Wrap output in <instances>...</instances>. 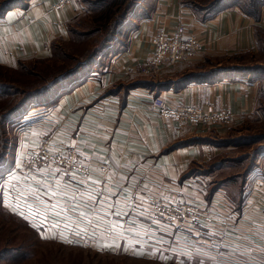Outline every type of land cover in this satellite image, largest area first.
I'll list each match as a JSON object with an SVG mask.
<instances>
[{
    "label": "crops",
    "instance_id": "obj_1",
    "mask_svg": "<svg viewBox=\"0 0 264 264\" xmlns=\"http://www.w3.org/2000/svg\"><path fill=\"white\" fill-rule=\"evenodd\" d=\"M57 1L30 0L0 17V65L13 68L19 61L48 58L53 41L68 39V25L85 10V4L77 0L55 10ZM136 9L123 26L124 44H116L107 62L99 61V69L69 83L65 89L69 90L54 104L32 107L13 126L10 152L0 166L2 205L21 207L24 217L30 223H40L46 234L53 227L58 239L75 240L99 253L175 264H264V154L246 176L232 179L239 175L233 162L210 169L220 160L224 148L192 143L164 152L173 144L193 139H223L252 117L259 88L253 76L204 77L202 73L214 68L208 59L215 62L218 57L256 52L254 29L258 26L264 30V6L257 23L235 6L205 21H200L183 0H142ZM179 23L185 25L187 36L196 37L198 49L157 74H140V66L152 53L151 40L157 31L171 33ZM191 75L195 78L187 80ZM158 96L172 107L229 111L233 123L204 128L163 118L153 105ZM42 140H47L53 150L66 151L75 143L90 158L93 153L96 158L111 157L104 166V178L128 177L121 183L133 199L125 201L121 196L119 201L120 210L128 215L122 219L111 214L106 219L102 214L93 216L91 226L85 221L79 226L84 232L76 235L75 224L65 227V214L57 216L51 210L37 213L34 206L30 211L32 198L18 192L29 186L35 188L36 183L26 179L33 171L21 173L19 164ZM113 163L119 167H112ZM92 166L101 167L98 162ZM145 183L147 191L139 194L145 195L146 203L141 204L136 199L137 189ZM148 198L169 204L194 203L213 214L215 224L195 228L184 221L154 219V207ZM43 200L45 204L56 202L48 196ZM66 214L79 218L78 213ZM129 219L136 220L138 231L151 233L149 238L142 232L148 243L155 244L161 238L163 243L151 249L146 244L142 247L129 237L127 227L122 239L113 240L103 231L107 222L124 223ZM160 249L164 250L163 258ZM188 252L192 255L185 254Z\"/></svg>",
    "mask_w": 264,
    "mask_h": 264
},
{
    "label": "trees",
    "instance_id": "obj_2",
    "mask_svg": "<svg viewBox=\"0 0 264 264\" xmlns=\"http://www.w3.org/2000/svg\"><path fill=\"white\" fill-rule=\"evenodd\" d=\"M29 1L30 0H0V17L13 8L25 6ZM141 1L142 0H103L99 3L98 1L90 2L88 0H83L84 4H87L89 11L96 9L97 5L99 6V4L107 2V6L101 11L102 14L98 17V21H95L98 24L95 30L104 32L106 35V37L104 36L102 38L105 40H103L102 43L99 42V46L97 41L93 43L95 45L92 47L91 45L89 46V44H78L81 40L88 38L89 35H76L74 31H72V26L76 23L75 20L68 25L69 42L64 44L70 45L67 48L64 46L61 47L65 40H55L50 44L51 54L48 58L19 61L13 68L0 65V166L5 164L7 150H9L10 147L7 126L10 124L13 125L14 122H18L24 113L32 107L54 104L65 91L69 90L65 89L72 80L83 72L86 74L92 70V65L97 62L100 56L103 57V62H107V59L113 56V49L117 44L114 43V38L120 34V28H123L130 19L132 15L130 14L131 10L135 7L137 8V5ZM183 4L190 7L200 21L211 19L220 10L235 6L257 23L260 21L261 8L264 6V0H183ZM122 5H125V7L127 6L126 9H117ZM102 29H104V31H102ZM254 34L257 43V51H263L264 30L255 26ZM104 43L105 45L107 44L108 47L107 55L103 54L105 45L103 46L102 44ZM118 44H124V40L119 41ZM235 56L236 55L233 57ZM219 59V57L216 58L215 62H210V59H208V63L211 65L214 63V68H203L204 72L202 76L219 77L229 74L237 76L250 75L259 83L258 98L261 96V93H264V73H260L264 72V67H244L242 65H235L232 67L221 66L222 63ZM194 76L195 75L188 76L187 80ZM252 139L253 141H259L264 139V136H254ZM228 142L231 141L225 138L219 140L198 138L192 141L173 144L164 152L171 151L181 146H188L192 143H208L220 148H226L229 147ZM255 153L257 154L256 156L264 153V147L259 148ZM239 160L241 159H234L233 161L238 162ZM225 162H228V160L214 161L210 165V169L212 167H221ZM254 167L250 166L241 176H246ZM236 177L237 176H233L232 179ZM2 207L6 209L4 206Z\"/></svg>",
    "mask_w": 264,
    "mask_h": 264
},
{
    "label": "rangeland",
    "instance_id": "obj_3",
    "mask_svg": "<svg viewBox=\"0 0 264 264\" xmlns=\"http://www.w3.org/2000/svg\"><path fill=\"white\" fill-rule=\"evenodd\" d=\"M88 1H98L100 3L103 0ZM106 4L107 2L99 4V6L96 4V9L92 11L88 10L87 4L85 5V10L81 12L80 16L76 19V23L72 26V31H74L76 35H89L85 40H81V42L78 43L79 45L89 44V46L91 45L92 47L95 45L93 44L94 42L97 41V43H102L103 40H105L102 39L104 36L106 37L104 32L95 30L98 25L95 21H98V17L102 14L101 11L107 6ZM124 7L125 5H122L117 9H126L127 6ZM135 11H137L136 7L131 10L130 14L132 15L130 18L136 14ZM102 31H104V29H102ZM124 37L125 33L121 27L120 34L114 38L115 40L113 41L114 43H118L119 41H123ZM67 42H69V39H66L61 47L64 46L67 48L70 46L64 45ZM102 45L104 46L105 43ZM104 47L105 50H103V54L107 55V44ZM237 55L235 57H233L234 55H231L220 58L219 60L222 63L221 66L232 67L235 65H242L244 67H264V49L263 51H257L256 49L255 53H241ZM100 57L97 62L92 65V70L90 72L95 68H100V65L98 66L99 61H104L103 57H101V59ZM81 76H85V73L83 72L72 81L77 80ZM72 81L70 83H72ZM17 123L18 122H14L13 125L10 124L7 126L10 147L12 140L9 133ZM232 123L233 119L229 125L226 126H230ZM254 136H264V93H261V96H259L256 110L252 114V117L240 126L230 130L229 135L225 137V139H229L231 142H228L229 147L224 148L226 150L219 159L235 163L234 171L239 174L236 175L237 177H240L250 166L254 167L264 154L261 153L256 156L257 154L255 152L259 148L264 147V139L253 141L252 138ZM9 150H7V157L10 152ZM234 159L241 160L235 162L233 161ZM261 161L263 162L264 160L262 159ZM9 205H11V207H5L7 210L3 209L2 202L0 201V264H175L174 262L167 263L158 259L150 260L130 257L124 254L99 253L79 245L75 240H60L57 238H60V236L51 230L53 227H50L48 234H46L41 228L40 223H30L24 217V213L22 212L24 209L21 207L14 208L12 203Z\"/></svg>",
    "mask_w": 264,
    "mask_h": 264
},
{
    "label": "snow or ice",
    "instance_id": "obj_4",
    "mask_svg": "<svg viewBox=\"0 0 264 264\" xmlns=\"http://www.w3.org/2000/svg\"><path fill=\"white\" fill-rule=\"evenodd\" d=\"M63 142L61 141V144ZM70 148L75 149V155L69 152L68 155H64L60 148L50 149L49 153L44 155H36L31 158L29 169L33 171V175L26 177L29 181H35L36 187L29 186L28 188H22L18 194L20 196H29L32 198V203L29 204V210L31 211L33 206L37 213L43 214L49 210L54 211L57 216L64 215V219L67 222L65 227L69 228L72 224L77 226L76 235H81L84 232L83 228L79 226L85 221H88L87 226H91L92 217L102 214L103 218H107L110 214L120 217L128 215L127 212H122L119 208L120 197L123 196L125 201L133 199L123 188L122 181L128 179L127 176H120L117 178L115 175H109L104 178V166L109 164L111 157L107 160L102 158H96L95 154L90 158L86 156L84 151L77 147L75 143L69 145ZM51 154V159H49ZM63 161L68 163V167L53 168V164L57 161ZM43 161V166H40L39 162ZM91 161V162H90ZM93 162H98L101 167L96 168L92 166ZM112 167H119L113 163ZM59 174V175H58ZM37 176L40 179H37ZM64 177L68 179L64 180ZM79 177V179H77ZM63 180V183L61 181ZM111 181H116L111 183ZM148 184H143L142 188H138V199L141 204L146 203L145 195L139 194L146 192ZM48 196L49 200L55 199V203L45 204L43 197ZM161 199H166L163 196ZM63 201V203H61ZM151 207L160 209L161 205L159 201H153ZM43 209V212H41ZM58 210V211H57ZM135 210V209H133ZM148 211V209H144ZM66 213H78L79 218L75 219L71 215ZM34 215L36 213H33ZM139 214V213H138ZM163 210L160 215L163 216ZM127 227L129 237L136 240L143 247L145 244L149 249L156 245L163 243V238L157 240L155 244L148 243L144 240L142 232L147 234L151 238V233L147 230H137L139 226L135 219H129L124 223H117L116 221H110L105 224L103 231L112 237L113 240L124 238L123 229ZM95 231V228H93ZM112 245H105L110 247ZM115 247H119V244H115ZM190 256L192 253H185ZM159 255L163 258L164 250H159ZM198 264H203L199 261Z\"/></svg>",
    "mask_w": 264,
    "mask_h": 264
},
{
    "label": "built area",
    "instance_id": "obj_5",
    "mask_svg": "<svg viewBox=\"0 0 264 264\" xmlns=\"http://www.w3.org/2000/svg\"><path fill=\"white\" fill-rule=\"evenodd\" d=\"M77 0H58L54 5L55 10H60L63 7L76 2ZM153 50L148 60L140 66V74H157L161 70L169 68L181 61L186 56L191 55L198 49V41L195 36H187L185 25L179 23L174 31L167 33L165 30L160 29L154 35L151 40ZM153 105L159 115L166 119H171L183 123H187L192 126L210 127L215 124L229 125L233 117L229 111L220 110L206 112L198 107L190 106H169L165 100L158 96L153 100ZM52 149L47 140H42L38 147L28 154L19 164V171L21 173L31 172L29 169L30 160L36 155H44L49 153ZM69 152L75 155V149L68 148L63 151L64 155H68ZM51 159V154H49ZM43 161H40V166H43ZM67 162L57 160L53 164V168L68 167ZM153 201H158L153 198H148ZM160 202V209L154 208L152 211V217L157 220H161L165 223H172L173 221H184L190 226L195 228H204L215 224V217L213 214L191 202L169 204ZM163 210V216L160 215Z\"/></svg>",
    "mask_w": 264,
    "mask_h": 264
}]
</instances>
